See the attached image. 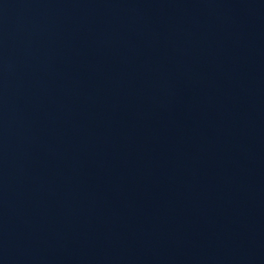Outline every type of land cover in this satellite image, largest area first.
Wrapping results in <instances>:
<instances>
[{
	"label": "water",
	"instance_id": "1",
	"mask_svg": "<svg viewBox=\"0 0 264 264\" xmlns=\"http://www.w3.org/2000/svg\"><path fill=\"white\" fill-rule=\"evenodd\" d=\"M0 264H264V0H0Z\"/></svg>",
	"mask_w": 264,
	"mask_h": 264
}]
</instances>
